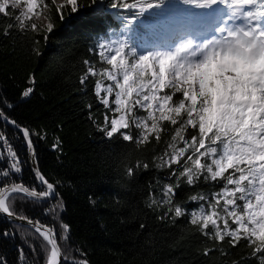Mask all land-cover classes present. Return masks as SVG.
Listing matches in <instances>:
<instances>
[{"label":"trees","instance_id":"obj_1","mask_svg":"<svg viewBox=\"0 0 264 264\" xmlns=\"http://www.w3.org/2000/svg\"><path fill=\"white\" fill-rule=\"evenodd\" d=\"M78 2V12L71 13L70 8H65L64 20H61L51 0H45L49 6L43 9L48 23L54 24L52 33L43 31L47 24L42 23L36 24L35 32L30 31L28 25L32 21L25 22L21 30L14 20L18 9L10 10L8 16L0 13V109L18 125L29 129L40 170L58 194L48 202L20 199L13 194L15 215L54 229L69 261L264 264V251L255 252V245H249L247 240L241 239L233 246L231 237L225 236L223 241L214 239L211 225L210 234L204 235L198 225L191 223V213L199 212L202 205L207 210L212 194L220 191L224 181H205L201 176L195 184L188 185L185 178H181L172 203H164L165 186L175 187L182 169L176 164L172 168L157 165L162 163L161 157L167 159L165 153L171 151L168 145L179 125L163 122L159 141L150 136L149 142L137 144L135 140H122L118 134L109 139L99 129L104 124V114L108 113L109 119L114 114L99 102L94 87L97 80L104 85L111 82L98 75L80 83L87 70L85 61L97 72L110 68L101 63L96 54L100 43L127 40L138 50L140 46L150 48L163 35V26L167 23L165 12H149L138 20H131L128 12L108 9L104 16H99L89 7L91 0ZM180 7L191 9V6ZM30 77L35 79L34 86L29 84ZM29 86L34 87L33 93L22 99L21 93ZM179 96L177 93L172 103H176ZM113 99L114 94L110 105L115 107ZM136 114L146 115L142 111ZM139 131L131 129L134 137ZM0 133L16 152L22 167L21 173L10 178L0 177V186L14 181L23 182L36 191L45 190L33 174L21 135L1 121ZM194 134L189 128L185 139ZM57 139L59 146L54 149ZM177 147H183V143L179 142ZM0 152L5 154L0 159V169H4L9 158L2 141ZM144 164L148 167H143ZM173 170L176 176L171 175ZM200 196L208 199L201 200ZM192 197L198 199L192 200ZM58 205H62V210ZM177 205L184 211L180 217H175L174 210L169 211ZM61 224L68 225L67 240L61 238ZM5 230L12 235L4 237ZM49 250L35 230L12 223L0 214V259L5 264H46ZM63 264H66L64 259Z\"/></svg>","mask_w":264,"mask_h":264},{"label":"snow or ice","instance_id":"obj_2","mask_svg":"<svg viewBox=\"0 0 264 264\" xmlns=\"http://www.w3.org/2000/svg\"><path fill=\"white\" fill-rule=\"evenodd\" d=\"M51 3L61 20H64L65 8H70L71 13L79 10L78 0H64L61 5H56L55 0H51ZM92 5L95 7L92 8ZM180 5L191 6L196 10L191 13L188 21L190 27L193 32L198 29L210 31L209 38L197 43L192 33H189L168 50L143 52L128 44L127 40L100 43L96 54L100 62L110 68L97 72L89 61H85L87 70L80 83L84 84L89 76L98 75L111 82L104 85L101 80H97L94 87L99 102L114 114L109 119L108 113H105L104 124L99 129L109 139L118 134L122 140H135L137 144L149 142L150 136L159 141L163 122L172 126L179 125L175 127L172 142L168 145L171 151L165 153L167 159L161 157L162 163L157 165L172 168L176 164L182 169L175 187L171 184L165 186L164 203H172L175 188H179L181 178H185L188 185L195 184L201 176L205 181H224L220 191L212 194L207 210L202 205L199 212L191 213V223L198 225L204 235L210 234L208 229L211 225L214 239L223 241L225 236L231 237L233 246L245 239L249 245H255V252H262L264 0H108L107 4L105 0H91L89 7L99 16H104L108 9H112L118 13L128 12L131 20H138L149 12L160 14L165 9L184 11ZM48 6L45 0H0V13L8 16L10 10L22 7V11L15 14L14 20L23 30L25 22L41 15L42 9ZM28 29L35 32L37 25L32 22ZM53 29L54 24L49 22L42 30L52 33ZM44 40L47 42V34ZM34 51L40 55L38 50ZM29 84L34 86V77L29 78ZM33 86L21 93L22 99L30 97L34 91ZM166 89L168 91L165 92ZM101 92L105 95L101 96ZM161 92L164 94L161 95ZM177 93L180 94L178 101L172 103ZM113 94L112 104L115 107L110 105ZM137 111L146 115H137ZM0 118L7 120L2 110ZM10 122L14 125L16 123ZM133 127L140 130L136 137L131 132ZM189 128L195 134L185 139ZM23 135L27 148L34 155L35 149L28 129H23ZM0 141L7 148L9 158L7 168L0 169V177L10 178L22 172L21 162L2 133ZM179 142L183 143V147H177ZM58 146L57 139L53 148ZM4 155L0 152V159ZM143 167L147 168L148 165L144 164ZM36 174L46 186L43 191L30 189L23 182L13 181L0 186V214L15 218L12 208L16 199L13 194H17L20 199H44L58 195L52 183L38 170ZM128 174H132L131 168ZM171 175L176 176V170ZM199 199L208 198L200 196ZM58 206L62 210V205ZM173 210L175 217L184 214L179 205L174 209L169 208V211ZM61 227V238L67 240L68 225L61 224ZM35 231L43 237L50 249L46 264H60L62 255L66 264H88L85 259L69 261L57 243L54 229L37 227ZM11 235L7 230L3 233L4 237ZM0 264H5V261L0 259Z\"/></svg>","mask_w":264,"mask_h":264},{"label":"water","instance_id":"obj_3","mask_svg":"<svg viewBox=\"0 0 264 264\" xmlns=\"http://www.w3.org/2000/svg\"><path fill=\"white\" fill-rule=\"evenodd\" d=\"M1 110V109H0ZM5 115V114H4ZM5 117H7L5 115ZM0 121L3 122L4 124H6L7 126L13 128L14 130H16L20 135L21 137L24 139L25 143H26V138L24 137L23 135V129H27L25 127H21L20 125H18L17 123L12 124L10 121H13L12 119H10L9 117H7V120H5L4 118H0ZM29 131V129H28ZM30 133V136H31V140H32V144L34 146V149H35V154L32 155L30 150L28 149V155H29V163H30V166H31V169L33 171V174L35 175V177L37 178L38 182L40 183L41 187L43 188H46L45 185H43L41 183V181L38 179L37 177V170L39 171L40 174H42L41 170H40V167H39V162H38V156H37V152H36V147L33 143V136L31 134V132L29 131ZM27 146V145H26ZM43 175V174H42ZM45 178V177H44ZM26 186V185H25ZM37 192H40V191H37ZM56 187H55V194H56ZM55 196L56 195H53L52 197H49V198H44V199H35L37 201H41V202H48V201H51L53 199H55ZM5 219H7L8 221L12 222V223H15V224H18V225H21V226H25L27 228H30V229H33L35 230V228L39 227L41 229H45V228H48V229H52L50 226L48 225H45L41 222H37V221H33L31 219H23L24 217H20V216H17L15 215V218L13 217H8L7 215L5 214H1ZM56 234V233H55ZM56 239H57V243L59 245V241H58V237L56 235ZM60 247V245H59ZM61 248V247H60ZM62 251V250H61ZM63 253V252H62ZM60 264H63V255L61 256V259H60Z\"/></svg>","mask_w":264,"mask_h":264},{"label":"rangeland","instance_id":"obj_4","mask_svg":"<svg viewBox=\"0 0 264 264\" xmlns=\"http://www.w3.org/2000/svg\"><path fill=\"white\" fill-rule=\"evenodd\" d=\"M56 2L60 3V4H63L64 3V0H55ZM193 8V7H192ZM19 11H22V7L21 9H18ZM195 9L193 8L192 11H194ZM45 10L42 9V14L37 16V17H34L32 22H34L35 24H39V23H42V24H47L48 21L47 19L45 18ZM185 13L183 11H179V10H171V11H167L166 13V19L167 20H170V23L172 24H169L167 25L166 27V33H165V36H168L169 33H171L172 31H175V29L177 27H181L179 28L176 32H178V36H176L170 43H171V46L173 47L174 45H177L179 42H180V38L181 37H185V30L184 29L186 26H185V23L184 21H186L185 19L188 18L187 21L190 20L191 18V14L188 16V15H184ZM180 30V32H179ZM170 31V32H169ZM169 32V33H168ZM164 43V42H163ZM162 42H160L159 46H157L156 44L152 45L149 50H160L162 49V47L160 45H163ZM147 49L146 48H140L139 51L143 52V51H146ZM105 93L101 92V96H104Z\"/></svg>","mask_w":264,"mask_h":264},{"label":"bare ground","instance_id":"obj_5","mask_svg":"<svg viewBox=\"0 0 264 264\" xmlns=\"http://www.w3.org/2000/svg\"><path fill=\"white\" fill-rule=\"evenodd\" d=\"M179 28H181V27H180V26L177 27V28L175 29V31L171 32V33L168 35L166 41H165V42L163 43V45H162V49H161V51L168 50V49L172 48L170 42H171L176 36H178V32H176V31H177ZM179 32H180V30H179Z\"/></svg>","mask_w":264,"mask_h":264}]
</instances>
